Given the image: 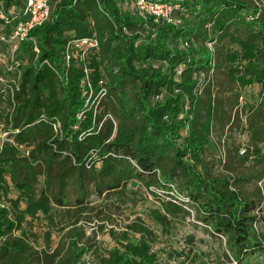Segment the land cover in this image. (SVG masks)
<instances>
[{
	"label": "trees",
	"instance_id": "trees-1",
	"mask_svg": "<svg viewBox=\"0 0 264 264\" xmlns=\"http://www.w3.org/2000/svg\"><path fill=\"white\" fill-rule=\"evenodd\" d=\"M124 1L55 0L50 18L12 52L8 39L26 0H0V53L7 55L0 63V97L12 109L4 120L12 140L0 146V238L7 236L0 244V264H172L176 255L189 257L184 249L155 250L153 229L139 221L121 233L112 232L114 243L103 252L93 248L83 228L72 224L63 239L65 248L41 257L22 231L27 217L42 213L51 218L52 212L48 192L36 196L33 181L18 175L17 164L32 160L44 163L47 174L57 179L58 204H64L59 196L72 169L102 164L106 171H119L120 165L131 179L141 178L148 187L168 191L174 185L178 194L189 197L211 235L225 239L228 263L233 259L248 264L255 253H264V234L257 228L264 200L241 190L243 176L201 171L226 167L231 157L228 138L238 131L237 124L241 131H250L245 133L250 139L236 146L233 157H258L264 166V149L258 146L264 142V3L162 0L180 6L175 14L182 22L172 25L141 16L135 0H127L131 9H123ZM93 32L100 48L91 56L92 76L106 81L108 93L96 117L89 110L79 118L86 99L82 71L74 67L67 77L63 48L72 34ZM222 69L227 78L220 89L215 77ZM244 89L250 90V98ZM230 94L236 96V104L228 101ZM106 105L117 123L103 110ZM234 105L237 110L232 113ZM54 118L61 123L58 133L50 123ZM40 122L50 125L52 132L38 136L35 128ZM27 143L34 146L23 156L19 148ZM211 143L218 159L209 165L204 152ZM219 144L225 147L223 166ZM243 147L246 151L241 153ZM12 184L17 197L10 196ZM121 185H108L107 190ZM166 205L171 213H191L172 200ZM158 219L163 223L166 216ZM15 230L21 235L9 238ZM132 232L137 241L130 240ZM93 251L95 259H85ZM161 253L172 259L162 261ZM196 259L192 254L184 264H195Z\"/></svg>",
	"mask_w": 264,
	"mask_h": 264
},
{
	"label": "rangeland",
	"instance_id": "rangeland-1",
	"mask_svg": "<svg viewBox=\"0 0 264 264\" xmlns=\"http://www.w3.org/2000/svg\"><path fill=\"white\" fill-rule=\"evenodd\" d=\"M260 1L264 3V0ZM130 6L132 4H128L127 0L122 3L123 9H131ZM5 52L7 50L2 53ZM0 63L3 64L2 56ZM215 78L221 89L227 78L225 70H220ZM5 79H7V76H5ZM127 90L129 95L132 96L133 89L128 87ZM244 90L245 97L247 95L250 98V90ZM230 96L231 99L228 101L236 104V96L234 94L227 95V97ZM249 104L248 102L246 105ZM103 110L110 111L107 105L104 106ZM236 110L237 108L234 105L232 113H235ZM11 111L9 103L3 101L0 97V146L12 140L8 135L9 130H7V125L4 122L7 114ZM112 117H115L114 121L117 123L118 118L114 114ZM38 124H41V126L35 128L38 136L43 137V135L52 132L50 125L45 122ZM235 129L238 130L235 132L238 135L236 141L239 142L237 143L246 145L250 137L245 133L249 134L250 131H245L244 127L241 131L238 124ZM218 131L221 133L223 129L219 127ZM33 146L34 144L31 143L21 145L19 148L21 155L28 156ZM204 158L209 165L217 161L218 152L214 143H211L204 152ZM259 161L260 158L258 157L248 161H241L232 157L226 167L219 166L214 169L208 166L210 170L203 168L201 171L205 172L207 170L213 175L234 174L235 176H243L245 180L240 186L241 190L246 194L256 195L264 200V166ZM45 167L44 163L38 164L33 160L26 165L17 164L18 175L33 181L36 196H39L42 190H46L51 196V218L39 213L34 218L27 217L22 224L23 235H25L27 242L34 250L39 251L41 257H44L46 253L51 254L57 247L61 251L60 247L65 248L62 246L63 239L66 232L73 227L72 224L83 228L85 238L89 239L90 244L94 245L93 248L103 252L104 249L114 243L111 236L112 232L121 233L127 230L128 225L139 221L144 222L145 225L153 229L156 237L153 241L155 250L160 247H166L174 251L184 249L189 256L186 259L185 255H176L172 259L170 255L161 253L160 259L162 261L172 259V264H184L185 261L190 260L193 254L194 257H197L194 261L195 264H237L233 259L230 263L227 262L223 254L224 251L227 252L225 239L220 240L219 237L211 235L209 228L198 219L197 214L190 213L188 215L185 211L169 212L166 207L169 201L168 198L158 197L148 187L147 182L141 178L131 179L126 172L121 171L122 166L119 165V171H113L112 169L106 171L102 164H97L91 169L81 170L78 167L72 169L73 171H69L68 175L64 177V194L59 196L64 201L63 205L58 204L56 201L60 194L58 191L59 183L57 179H54L53 174H47L48 169ZM42 168L44 171H42ZM57 176L59 175L57 174ZM257 176L260 178H257ZM133 182H135V185H133ZM116 183L122 184L121 187L107 190L108 185ZM12 188L13 191L10 196L17 197L19 191L14 184H12ZM25 201L26 198L23 197L21 206L24 205ZM261 209L262 218L257 224V228L260 233L264 234V201ZM163 215L166 216V220L160 223L158 217H163ZM20 231L15 230L8 237H17L21 235ZM130 234V240L137 241L138 235L133 232ZM6 237L0 238V244ZM95 253L96 251L87 253L85 259L90 261L95 259ZM248 264H264V253H255L249 258Z\"/></svg>",
	"mask_w": 264,
	"mask_h": 264
},
{
	"label": "built area",
	"instance_id": "built-area-1",
	"mask_svg": "<svg viewBox=\"0 0 264 264\" xmlns=\"http://www.w3.org/2000/svg\"><path fill=\"white\" fill-rule=\"evenodd\" d=\"M55 0H26L25 6L20 13V17L14 25L13 32L8 39L12 44V52L18 48V45L29 37L30 31L44 24L49 18L52 11V3ZM134 7L137 12L144 18L152 17L155 22L164 21L172 25H178L182 22L181 18L175 14L179 9V4H174L162 0H135ZM8 20V18H6ZM126 30V29H125ZM140 40L136 42V45ZM184 46L187 42L183 43ZM209 46H213V42H209ZM100 39L93 32L87 35L72 34L66 41L63 48V61L65 65V73L71 76L72 68L78 67L82 71L81 85L86 90V99L83 110L78 114L79 118L85 116L89 110L93 111L96 117L101 101L108 93V86L103 78L94 81L92 76V67L90 65L91 56L99 51ZM36 53L40 52L37 45L34 46ZM6 58V54H1L0 58ZM204 77V74L202 75ZM159 97V96H157ZM56 133L60 131L61 123L57 119L50 121ZM224 145H218L222 164L226 161ZM246 148L243 147L241 153H244ZM151 191L156 193L158 197H166L176 203L182 204L188 211L194 214V209L191 207L189 197L181 196L177 193L176 187L171 186L170 190L164 191L155 187H150ZM168 192V194H166Z\"/></svg>",
	"mask_w": 264,
	"mask_h": 264
},
{
	"label": "crops",
	"instance_id": "crops-1",
	"mask_svg": "<svg viewBox=\"0 0 264 264\" xmlns=\"http://www.w3.org/2000/svg\"><path fill=\"white\" fill-rule=\"evenodd\" d=\"M236 138H238V135L235 134V133L230 138H228V148H229V150L231 152L230 153L231 154L230 159L233 157V153L235 152L234 150L236 149V146H239V143H237L239 141H236ZM253 143H255V140L253 141ZM258 146H260V147H262L264 149V142H259Z\"/></svg>",
	"mask_w": 264,
	"mask_h": 264
},
{
	"label": "water",
	"instance_id": "water-1",
	"mask_svg": "<svg viewBox=\"0 0 264 264\" xmlns=\"http://www.w3.org/2000/svg\"><path fill=\"white\" fill-rule=\"evenodd\" d=\"M133 185H135V182H133Z\"/></svg>",
	"mask_w": 264,
	"mask_h": 264
}]
</instances>
